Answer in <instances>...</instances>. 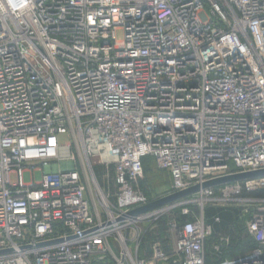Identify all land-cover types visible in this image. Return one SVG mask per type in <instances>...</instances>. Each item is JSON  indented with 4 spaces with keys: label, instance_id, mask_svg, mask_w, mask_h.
Here are the masks:
<instances>
[{
    "label": "built area",
    "instance_id": "obj_1",
    "mask_svg": "<svg viewBox=\"0 0 264 264\" xmlns=\"http://www.w3.org/2000/svg\"><path fill=\"white\" fill-rule=\"evenodd\" d=\"M146 158L164 196L139 186ZM256 171L264 0H0V264H207L210 204L239 207L256 245L222 259L219 234L212 264H264V177L130 214Z\"/></svg>",
    "mask_w": 264,
    "mask_h": 264
},
{
    "label": "trees",
    "instance_id": "obj_2",
    "mask_svg": "<svg viewBox=\"0 0 264 264\" xmlns=\"http://www.w3.org/2000/svg\"><path fill=\"white\" fill-rule=\"evenodd\" d=\"M152 160H153L152 158H146L143 160V171L145 172V174H147L146 173L147 166L153 169L154 163H152ZM167 178L169 180L168 176ZM250 196L255 198H264V191L253 193ZM204 218L206 222L211 224L213 227V235L208 241L216 240L219 234H227L231 238L230 240L231 243L229 244V246L222 251V256H221L222 259L239 258L241 256L250 253L256 247L255 243L248 236L245 230V221L247 218L241 214V211L239 209L237 210L235 208L232 209L208 208L204 210ZM216 218L219 220L218 222H215ZM164 224H165V219H162L158 227V233H161ZM160 236H162V234H160ZM206 255H207V263L210 261L212 262V258L214 257L213 248L207 251Z\"/></svg>",
    "mask_w": 264,
    "mask_h": 264
},
{
    "label": "rangeland",
    "instance_id": "obj_3",
    "mask_svg": "<svg viewBox=\"0 0 264 264\" xmlns=\"http://www.w3.org/2000/svg\"><path fill=\"white\" fill-rule=\"evenodd\" d=\"M118 39L121 38V34L118 33L117 34ZM92 163H95V160H92ZM152 163H154V160H152ZM146 173L143 171V178L142 180L139 182V186L140 188L145 192V194L149 195V197L151 198H158L161 196H164L165 192L167 191L168 188V178L167 175L163 172L160 171L155 163L153 164V169H151L149 166H147L146 169ZM42 174L43 172L38 171L35 172L33 175L30 173H25L23 175V180L24 183H30V182H35L38 183L41 181L42 178ZM95 174L97 176V179L99 180L100 184L104 187L109 188V191L111 194H115L117 192V186L114 184V181L112 180V172L111 170H109L108 172L106 171L105 168L103 167H95ZM189 208L192 212H194L196 215H198V208L197 206H195L194 204H189ZM208 208H225V209H239V207H236L234 204H210L205 206L204 210L208 209ZM177 211V210H175ZM172 215L171 213L168 216H165L162 219L167 220L168 218H170ZM216 242V240H214ZM214 241H208V243H206V252L211 250V248H213V245L215 244ZM231 243V241H230ZM113 248H114V244L113 242H111ZM230 248V247H229ZM212 254V252H211ZM212 258V257H211ZM212 261H215V258H212Z\"/></svg>",
    "mask_w": 264,
    "mask_h": 264
},
{
    "label": "water",
    "instance_id": "obj_4",
    "mask_svg": "<svg viewBox=\"0 0 264 264\" xmlns=\"http://www.w3.org/2000/svg\"><path fill=\"white\" fill-rule=\"evenodd\" d=\"M259 177H264V171H256V172H250V173H242V174H236L232 176H227L215 180H211L208 182L203 183L202 185H197L194 187H191L187 190L160 198L154 202H151L150 204L141 207L137 210L132 211L130 214L131 215H138L141 213H145L147 211H151L153 209L168 205L170 203H173L175 201L187 198L200 190L211 188V187H216L224 184H229V183H234V182H240L244 180H250L254 178H259ZM149 251V250H148Z\"/></svg>",
    "mask_w": 264,
    "mask_h": 264
},
{
    "label": "crops",
    "instance_id": "obj_5",
    "mask_svg": "<svg viewBox=\"0 0 264 264\" xmlns=\"http://www.w3.org/2000/svg\"><path fill=\"white\" fill-rule=\"evenodd\" d=\"M207 264H212V262L210 261V262H208Z\"/></svg>",
    "mask_w": 264,
    "mask_h": 264
},
{
    "label": "bare ground",
    "instance_id": "obj_6",
    "mask_svg": "<svg viewBox=\"0 0 264 264\" xmlns=\"http://www.w3.org/2000/svg\"><path fill=\"white\" fill-rule=\"evenodd\" d=\"M96 161V160H95Z\"/></svg>",
    "mask_w": 264,
    "mask_h": 264
}]
</instances>
